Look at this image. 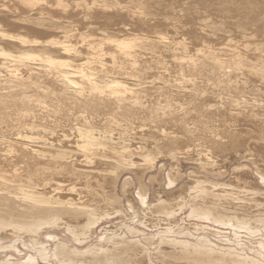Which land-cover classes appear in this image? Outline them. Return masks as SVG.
I'll list each match as a JSON object with an SVG mask.
<instances>
[{"label":"bare ground","instance_id":"bare-ground-1","mask_svg":"<svg viewBox=\"0 0 264 264\" xmlns=\"http://www.w3.org/2000/svg\"><path fill=\"white\" fill-rule=\"evenodd\" d=\"M14 1L0 2V242L7 238L23 236L29 237V242H35L45 230H56L76 242H86L94 235V229L101 220L106 221L107 218L120 214L117 208L122 205L119 200L121 198L117 196V188L124 172L134 175L139 186V202L144 205L148 196L144 192L148 188L145 184L146 173L155 166L157 158L166 157L170 166L185 168L184 162H187L190 149L199 136L195 131L210 123L213 118L218 117L221 121L218 125L221 127L220 132L214 133L210 142L217 144L220 148H217L218 152L224 150L225 143L232 144L236 142V138H240L239 133L236 135L235 127H254L264 131V16L261 11L256 15L252 12L243 13L246 8L236 4V0H209L221 6L220 13L236 15L229 18L239 21L237 23H228L227 17L224 18L227 19V26L233 28L232 36L240 40L227 39L230 37L225 32L219 37L220 41L216 45H211L212 33L222 32L223 27L211 23L208 16L196 14L193 17L199 20L200 28L194 33L192 45L188 46L190 41L186 43L185 37L182 39L185 36L182 23L178 22L177 18L178 23H173L172 20H175L174 16L177 15L172 13L166 16L163 14L164 33L150 34V22L155 21L156 14L150 10L157 5L162 6L166 0ZM257 2L264 3V0ZM184 24L186 25L185 21ZM184 27L187 28L188 25ZM194 111L201 113L196 114ZM62 112L72 120H68V125L64 126L59 121ZM11 114L17 115L16 125L13 122L12 128L11 124L7 125ZM113 131L119 132L114 134ZM259 133L263 135L264 132ZM188 134L197 136L196 139L193 136L195 140L193 142L192 139L193 145L191 143L190 147L187 145L193 137L190 138L191 135ZM201 144H205L204 141ZM206 152H195L200 162L198 169L201 167L211 175H219L220 168ZM137 158L147 160L146 164L151 166L147 168L145 162L138 164L134 160ZM191 160L194 159L189 161ZM189 161L187 163H190ZM183 164L185 166H182ZM179 170L175 171L176 174L169 180L170 184L173 185V182L182 176L183 171ZM160 176H151L148 181L152 184L159 180ZM196 180L192 182L196 184L197 191L204 187L203 184H210L206 180L207 184ZM216 185L213 183L211 188ZM218 185L216 187L220 189L221 185ZM131 189L132 180L126 181L123 188L125 195H130ZM153 190L154 202H157L154 205L156 211H171L176 204L170 207L171 202L166 200V193L162 200L160 196L163 195L159 193L157 198V189ZM208 192L211 191L206 193ZM233 192L229 194L232 195ZM227 193L224 196L231 201V196ZM219 195L214 196L218 199ZM226 197H223L224 200L221 198L224 201H221L222 205L218 204V200L216 203L207 200L209 204L205 203L194 209H198L196 216L203 221L214 219L213 223L217 226V222L223 224V212L213 209L220 207L224 210ZM180 199L181 202L183 200L182 204L187 200L183 196ZM221 199L219 197V200ZM177 203L179 205L180 201ZM139 205L137 204V207ZM178 205L176 207H179ZM150 206L152 205L149 204ZM166 207L169 208L165 209ZM153 208L149 209L153 211L150 215L157 213ZM231 208L232 211L237 209L233 206ZM191 211L189 215L193 212ZM168 212H165V215H168ZM234 212L231 214L235 216ZM226 216L230 215L224 217ZM240 218L238 222L242 221ZM245 221L240 222L241 226ZM141 225L143 226V223ZM227 226L229 227V224ZM125 228L129 235L140 233L137 228L127 224ZM186 228L191 230L187 226ZM165 235L162 237L164 239L158 240L160 242L157 243L162 247L158 253H163V256L171 255V258H174V251L178 250L182 251L183 255L188 254L191 262L194 261L195 264H259L258 260H251L246 256L249 258L247 260L248 258L243 257L244 251L239 253L238 250L228 247H220L221 250L208 237H202V243L197 244L165 238ZM235 236L237 237L236 233ZM148 237H144L145 241H148ZM118 238L111 241L120 243V249H117L118 246L104 247L102 242L94 246L95 250L85 252L70 247L67 242L57 240L58 238H49L56 245L53 256L51 257L46 249L38 250V254L41 261L48 262L55 257L57 261L65 264L147 263V254L150 252L145 246L135 242L136 239L130 242L135 244L129 245L126 237L117 240ZM151 239L154 240V237L149 238L150 242ZM259 239L258 244L264 249L263 238L262 242ZM164 244L173 246L175 250L163 247ZM168 257L171 260L170 256ZM179 257L177 261L183 262ZM36 258L27 257L23 263L3 260L0 264H39ZM184 258L186 262V256Z\"/></svg>","mask_w":264,"mask_h":264},{"label":"rangeland","instance_id":"rangeland-1","mask_svg":"<svg viewBox=\"0 0 264 264\" xmlns=\"http://www.w3.org/2000/svg\"><path fill=\"white\" fill-rule=\"evenodd\" d=\"M15 2L14 0H0V2ZM48 2H56L57 0H47ZM58 1H62V2H71L72 0H58ZM167 1H168V3H167ZM173 0H166L165 1V3L163 2V4H162V6L161 5H159V6H161V8L157 5L156 6V8H153V9H151L150 11L152 12V13H156L155 15H154V18H155V21L153 20V22H150V25H152V28L150 29V34H153V33H158V32H162V33H164L165 32V28H163L164 27V25H162V23H163V21H164V16H163V14L166 16L168 13L169 14H175V15H177V16H174V19L175 20H172V22L173 23H178L179 21L182 23L181 24V26L183 27H181L182 29H184V33H185V36H183L182 37V39L184 38L185 39V42L187 43L188 41H190V43L188 42V46L190 45H192L191 43H192V41H193V36H195V34L194 33H196V31L200 28L199 27V20L198 19H195L194 17L196 16V14H202V15H205V16H208V18L210 19L211 18V20H210V22L212 23V22H214V23H217L219 26H221V27H223V28H221V30H222V32L220 31L219 33H212V38H213V41L212 42H210V44L211 45H216V43H218V41H220V39H219V37H221V35L222 34H224L225 32V34L227 35V36H229L230 38H227V39H232V38H235V41L236 40H240V38H236V37H234V36H232L233 35V33L231 32L232 30H233V28L232 27H229V26H227V24L225 23L226 22V20L228 19V23H237V22H239V21H234V18H229V17H236V15L235 14H233V15H225L223 12L222 13H220L221 12V6H219L218 5V3L217 2H209V0H174L173 1V3H171ZM237 1V2H236ZM235 2H236V4H238V5H241V7L243 8H246V9H244V11H242L243 13H249V12H252L254 15H256L257 13H259L260 11L262 12V16H264V3H262V2H257V1H251V0H236ZM178 2V3H177ZM234 2V1H233ZM257 3V4H256ZM244 5V6H243ZM260 5V6H259ZM171 6H172V8H171ZM250 6V7H249ZM177 7V8H176ZM217 7V8H216ZM160 8V9H159ZM181 8V9H180ZM165 9H167V11H165ZM204 9V10H203ZM228 9V8H227ZM153 10V11H152ZM173 10H175V11H173ZM180 10V11H179ZM202 10V11H201ZM225 10V8H223L222 9V11H224ZM163 12V13H162ZM166 12V13H165ZM177 12V13H176ZM203 12H204V14H203ZM214 12H215V14L217 15V17H216V15L214 14ZM192 13V14H191ZM218 13H220V14H218ZM239 13V12H238ZM208 14V15H207ZM162 15V16H161ZM173 15H171V18H173L172 16ZM195 15V16H194ZM159 16V17H158ZM184 16V17H183ZM194 16V17H193ZM218 16H219V18H218ZM153 17V16H152ZM191 17H193L194 18V20H193V18H191ZM227 17V19H225V18ZM178 20H177V19ZM182 18V19H181ZM184 18V19H183ZM189 18H191V19H189ZM181 19V20H180ZM187 19H189V20H187ZM220 19V20H219ZM178 22H177V21ZM170 21V20H169ZM176 21V22H175ZM184 21H185V23H186V25L184 24ZM222 21L224 22V24H222ZM221 23V24H220ZM187 26L188 25V27L186 28V27H184V26ZM191 25V26H190ZM192 27V29H189L190 27ZM225 26H227V28H225ZM186 28V29H185ZM159 29V30H158ZM187 30H189V31H187ZM191 30V31H190ZM194 30H195V32H194ZM193 31V32H192ZM234 32V31H233ZM27 34V33H26ZM27 35H29V36H32L30 33H28ZM214 36V37H213ZM54 37V36H53ZM56 37V36H55ZM42 39H44V38H42ZM224 42V41H223ZM264 42V41H263ZM262 42V43H263ZM264 44V43H263ZM176 52V51H175ZM227 97V96H226ZM225 98V97H224ZM226 99V98H225ZM8 112H9V110H8ZM14 112H16V111H14ZM194 113H196V114H200L201 113V111H194ZM15 115V116H14ZM13 116H12V114H11V116L7 119L8 121H7V125L8 126H10L9 124H11L12 126H10L11 128L12 127H14V125H16V118H17V115L16 114H14ZM64 117V119H61L60 120V118H63ZM66 116V117H65ZM63 115V112L60 114V116H59V121L61 122V124H63L64 126L65 125H68L69 124V122H68V120L70 119V116L68 117L67 115ZM15 117V118H14ZM13 118V119H12ZM65 118H66V120H67V122H66V120H65ZM214 119V120H213ZM212 120H211V122L210 123H207L205 126H201V127H199V128H197V130L198 131H195V132H197L198 134H199V136H198V134L196 133V135L198 136V139H196L197 138V136H195V135H192V134H188V135H191L190 136V138L191 137H195V139H196V143L194 142V137L193 138H191V142L187 145V146H189L190 147V144L191 145H193V142H194V145L191 147V153H190V158L188 157V160H187V162L190 160V159H194V160H191V162L190 163H187V162H184V163H186L185 165H186V167L185 168H180V167H176V166H170V161H168L167 159H166V157L165 158H162V157H159V158H157V162L156 163H154V167L152 168V169H150V170H148L147 171V173H146V180H145V184H146V186L148 187H146L147 188V190L146 191H144V192H146V194L145 195H148V196H146V200H147V203L146 204H141L139 201H140V197H139V190H138V187L139 186H137V181L135 180V178H134V175L133 174H131V173H128V172H124L123 174H122V177L120 178V181H119V183H118V188H117V193H118V198H121V199H119L120 200V204L122 205H120L121 207H119V208H117V211H120V214L118 215V214H115L114 216H112V217H110V218H107L106 219V221H104L105 219H103V220H101V223H99L96 227H95V229H94V235L93 236H91V238L90 239H87L86 240V242L85 241H82V242H76L74 239H72L71 237H69V236H67V235H65V234H63L62 232H57L56 230L54 231V230H45V231H42L41 232V234H40V237H37L36 238V241L34 242V241H28V238L29 237H27V236H23V237H12V238H7L6 240H3V241H1L0 242V261H5V260H10V261H16V262H25L26 261V259H27V257H34V258H36L37 259V261H38V263L39 264H65V263H62L61 261H57L56 259H55V257L54 258H52V259H50V261H41L40 260V258H39V254H38V252L39 251H42L43 249H46L47 250V252L49 253V255L51 254V257L53 256L52 254H53V251L55 250V248L54 247H56V245H54V242L52 241V240H50L49 238H54V240H56L57 238V240H61V241H64V242H67V244H69V246L70 247H72V248H74V249H77L78 251H80V252H85V251H87V250H95L96 248H94V246H96L97 244H99V243H101L102 244V242H104L103 243V246L104 247H110V248H115V247H117V249H120V248H122V247H120V243H115V241H111L113 238H116V237H119V238H122V237H126V239L128 240V242H129V245H131V244H135V242H137L139 245H143V247L145 246L148 250H149V252L150 253H148L147 255L149 256V258H147V263L146 264H176L175 262H177L178 264H189L190 262H191V259H190V257H189V255L188 254H185V255H183V252L182 251H174V253H176V255L174 256H172V257H174V258H176V259H174V258H171V255H168V256H170V258H171V260L169 259V257L168 256H163V253L160 255L159 253H158V251H160L159 249L161 248L162 249V247H159L158 245H157V243L159 244V242L160 241H158V240H162V239H164V238H162L163 237V235H165V234H167L168 233V235H165L164 237L165 238H169V239H176L177 241H185L186 240V242L188 241V242H190V243H195V242H197V244L198 243H202L200 240H202V237H208V239L211 241V242H213L215 245H218V247L220 248V247H222V248H227L228 247V249H232V250H238L239 251V253L240 252H242V251H244L243 253L245 254V256H243V257H246V256H248L249 258H251V260H252V258H253V260L255 259V260H258V262H259V264H264V249L258 244L260 241H258V239L259 240H261V242H262V238H263V241H264V235H262V234H264V131L262 132V130L263 129H257V128H254V127H239L238 126V128L237 127H235V132L237 133L236 135H238V133H239V139L238 138H236L237 140H236V142L235 143H232V144H228L227 145V143H225L224 145H225V148H224V150L222 149L221 150V152L219 153L218 152V150L220 149L218 146H217V144H215L214 142H213V144L212 143H210V142H212V138H213V134L214 133H219L220 132V130H221V127L220 126H218V125H220L219 123L221 122V121H219V118L218 117H216V118H213ZM69 121H71L72 122V120H69ZM215 121V122H214ZM219 121V122H218ZM12 122V123H11ZM13 122H14V125H13ZM65 123V124H64ZM74 123V122H73ZM209 124V125H208ZM4 125H6V123L4 124ZM4 125H2L3 127H4ZM210 125L213 127H210ZM214 125V126H213ZM210 127V128H209ZM217 127L219 128V129H217ZM205 128V129H204ZM249 128H250V130H249ZM246 129V130H245ZM237 130V131H236ZM240 130V131H239ZM261 130V131H260ZM120 131V130H119ZM119 131H117V132H119ZM203 131H204V133H203ZM215 131V132H214ZM250 132V133H248V132ZM115 132V133H114ZM116 131H113V133L114 134H116L117 133ZM122 132V131H121ZM195 132H194V134H195ZM205 132H207L206 134H205ZM212 132V133H211ZM255 132V133H254ZM259 132H261V133H263V135L262 134H260ZM201 133V134H200ZM245 133V134H244ZM248 133V134H247ZM258 133V134H257ZM203 134V135H202ZM212 134V135H211ZM257 134V135H256ZM248 135V136H247ZM201 136V137H200ZM209 136H210V138H209ZM252 136V138H250ZM248 137V138H247ZM256 137H257V139H256ZM262 137V138H261ZM188 138V137H187ZM203 138V139H202ZM207 138H208V141H207ZM250 138V139H249ZM192 139H193V142H192ZM206 139V140H205ZM256 139V140H255ZM262 139V140H261ZM202 140V141H201ZM198 141V142H197ZM203 141H204V143L205 144H201V143H203ZM225 142H226V140H224ZM248 141H249V143H248ZM244 142V143H243ZM206 143H208L207 144V146H206ZM211 145H210V144ZM240 143V144H239ZM247 143H248V145H247ZM254 143V144H253ZM195 144H197V145H195ZM200 144V145H199ZM257 144V145H256ZM260 144V145H259ZM235 146V147H234ZM258 146V147H257ZM208 147V148H207ZM246 147H247V149H246ZM193 148V149H192ZM195 148V149H194ZM198 148V149H197ZM217 148H219V149H217ZM239 150H238V149ZM232 149V150H231ZM237 151H236V150ZM252 149V150H251ZM196 150H206L207 152H206V154L208 155V157L210 156V158L211 159H213V161H215L217 164L216 165H218V168H220L219 170H220V174L218 175V174H214V175H211V173H209V172H207V170H203L201 167L198 169V164L200 163L199 161H198V156H197V153H195L196 152ZM212 150H216L217 152H214V151H212ZM246 150L248 151V152H246ZM212 151V152H211ZM246 153H245V152ZM259 153H258V152ZM194 152V153H193ZM211 152V153H210ZM226 152V153H225ZM252 152H253V154H252ZM256 152V153H255ZM263 152V153H262ZM216 153V154H215ZM192 154V155H191ZM194 154V155H193ZM215 155V158H214V155ZM237 154V155H236ZM246 154H248V155H246ZM252 154V155H251ZM212 155H213V157H212ZM255 155V156H254ZM257 155V156H256ZM260 155H261V157H260ZM197 156V157H196ZM237 156V157H236ZM244 157V158H243ZM256 157V158H255ZM260 159H259V158ZM236 159V160H235ZM254 159V160H253ZM255 159H256V161H255ZM136 162H138V164H143L144 162V164H146V161H143V159H134ZM141 160V161H140ZM235 160V161H234ZM259 160V161H258ZM140 161V162H139ZM150 161V160H149ZM196 161H197V164H196ZM202 161V160H201ZM142 162V163H141ZM148 162V161H147ZM151 162V161H150ZM226 162H227V164H226ZM262 162V163H261ZM195 165H193V164ZM230 164V165H229ZM262 164V165H261ZM149 164H146V166H147V168H149L151 165H149ZM184 164L182 165V166H185ZM191 165V166H190ZM226 166V167H225ZM170 168H172L171 170H170ZM175 168H177L178 170H179V168H180V170L179 171H183L181 174H182V176L180 177L181 179H179V177L177 178V180H173L174 182H173V185L172 184H170L169 183V180L170 179H172V176L174 175V174H176L175 173V171L177 172L178 170L176 169V170H174ZM161 169H164V170H161ZM226 170V171H225ZM257 170V171H256ZM161 171H162V173H161ZM168 171H170V173L168 172ZM174 171V172H173ZM261 171V172H260ZM263 171V172H262ZM227 172V173H226ZM234 172V173H233ZM247 172H248V174H247ZM259 172V173H258ZM251 173V174H250ZM178 174H180V172H178ZM262 174V175H261ZM160 175H162V176H160ZM235 175V176H234ZM159 177L160 176V178H158L159 180H156L155 182H157L156 184H155V182H153L152 184L148 181L149 180V178L150 177ZM222 176V177H221ZM231 176V177H230ZM233 176H234V178H233ZM261 176H263V178L261 177ZM195 177V178H194ZM236 177V178H235ZM183 178V179H182ZM229 178V179H228ZM239 178H241V180H242V178H243V180L241 181ZM247 178V179H246ZM195 179H197L196 181H199V182H201L202 181V183H205V184H207V182L206 181H209L208 182V184L210 183L211 185H213V183H214V185L215 184H217L218 185V183H219V185L218 186H220V189H219V187H216V186H212V188H211V185L209 184V186L208 185H204L203 184V188H201V190L200 191H197V189L198 188H196L197 186H196V184L195 183H193L192 181H194ZM200 179V180H199ZM233 179V180H232ZM237 179H239V181H236L235 182V180H237ZM249 179V180H248ZM132 180V189H131V191H130V195H128V194H126L125 195V193H124V191H123V188H124V184H125V182L126 181H131ZM206 180V181H205ZM245 180H247V181H245ZM160 181H161V183H163V184H161L160 183ZM231 181H233V182H231ZM262 181H263V183H262ZM159 182V183H158ZM231 182V183H230ZM239 182V183H238ZM240 182H242V183H240ZM247 184L248 183V185L247 186H244L245 185V183ZM257 182V183H256ZM233 183V184H232ZM243 183H244V185H243ZM170 185V187H168L169 185ZM232 184V185H231ZM239 184V185H238ZM172 185V186H171ZM241 185V186H240ZM206 186H208V187H206ZM244 186V187H243ZM135 187V188H134ZM216 187V188H215ZM223 187H224V189H223ZM231 187H233V188H231ZM134 188V189H133ZM155 188V190L157 191V193H156V196L158 195H160V194H162L163 196H160L161 198H162V200H164V194H165V198H166V200L170 203L171 202V204H170V207L171 206H173L174 204H176V205H178V201H180V204H182V202H183V200H182V202H181V199H180V197H186V199L187 200H185V205H184V203L182 204V206L179 204L178 206L179 207H176V205H174L173 206V208H172V210L170 211V210H164L165 212H168V215H170V216H168L167 214V216L168 217H170V218H168L166 215H165V212L163 211V210H158V211H156L157 210V208L155 209V204L157 203V202H154V195H153V193H154V189ZM160 188H161V190H160ZM183 188L186 190V192H185V190H183ZM191 188H194V190H190ZM196 188V189H195ZM208 188V189H207ZM215 188V189H214ZM260 188V189H259ZM203 189V190H202ZM204 189H206V191H204ZM210 189V190H209ZM212 189V190H211ZM214 189V190H213ZM197 192H196V191ZM220 190V191H219ZM258 190V191H257ZM261 190V191H260ZM138 191V192H137ZM160 191V192H159ZM163 193H162V192ZM180 191H181V193H180ZM185 192V194L183 193V192ZM201 191H203V192H201ZM207 191H211V192H208V193H206ZM219 191V192H218ZM229 191V192H228ZM234 191V192H233ZM200 194H199V193ZM228 192V193H227ZM231 192H233L232 193V195H230L231 194ZM160 193V194H159ZM170 193H172V195L170 194ZM197 193V194H196ZM221 194L222 196H220L219 195V197H220V199L221 198H223V197H226V196H224L225 195V193H227V194H229L231 197V201H228L229 199H228V197H226L227 198V203L229 202H232L230 205H232L233 207H234V209H236V211L234 212V211H232V206H230V208H229V206H227L228 204L227 203H224V205L226 204V206H224L225 207V209L224 210H222V208H220V207H218V208H212L213 210H216V211H220V212H223L221 215H230L229 217L228 216H226V217H224V216H221L222 218H221V220L223 219V224H221V222H217V224H218V226L215 224V223H213L215 220L214 219H212V220H207V219H205L204 221H203V219H199L197 216H196V213H197V211H198V209H196V210H194L195 208H199L200 207V205H204L205 203L206 204H209V202L210 201H212V202H215L216 203V201L218 202V204H221L222 205V202L221 201H223L224 200V198H223V200L221 199V200H219V197H218V199L217 198H215V196H216V194ZM124 194V195H123ZM138 194V195H137ZM182 196H181V195ZM215 196H214V195ZM246 195V197H247V199H246V197H245V195ZM179 195V196H178ZM213 195V196H212ZM235 195V196H234ZM250 195V196H249ZM127 196V197H126ZM129 196V197H128ZM158 196H157V198H158ZM195 196H197V197H195ZM234 196V197H233ZM263 196V197H262ZM133 197V198H132ZM139 197V198H138ZM168 197V198H167ZM179 197V198H178ZM192 198V199H190V198ZM211 197H212V200H211ZM233 197V198H232ZM127 198H128V200H127ZM132 198V202H130L129 200ZM193 198H195V199H193ZM198 198V199H197ZM215 198V199H214ZM238 200H240V201H238ZM263 198V199H262ZM202 199H204V201L202 200ZM214 199V200H213ZM235 199V200H234ZM250 199V200H249ZM133 200H135V201H133ZM153 202H152V201ZM194 200V201H193ZM198 200V201H197ZM207 200L209 201V202H207ZM237 200V201H236ZM244 200V201H243ZM150 201V202H149ZM156 201V200H155ZM235 201H236V203H235ZM250 201V202H249ZM255 201V202H254ZM256 201H258V203L256 202ZM126 202H128V204L126 203ZM130 202V203H129ZM136 203L135 205L133 204V203ZM219 202H221V203H219ZM224 202V201H223ZM238 202V203H237ZM211 203V202H210ZM261 203V204H260ZM130 204H131V206H130ZM137 204L139 205V204H141V205H143V206H141V205H139V207H137ZM149 204L150 205H152V206H150L151 208H153V210L154 211H156L157 213H155L154 215H152L153 214V211H152V209H151V211L149 210L150 209V207H149ZM190 204V205H189ZM193 206H192V205ZM196 204H198V206H196ZM218 204H216V205H218ZM237 204H239V206L237 205ZM250 204V205H249ZM220 205V206H221ZM243 205H245L244 207H243ZM259 205V206H258ZM190 206V207H189ZM250 206V207H249ZM130 207V208H129ZM133 207V208H132ZM149 207V209H147ZM176 207V208H175ZM185 207V208H184ZM227 207V208H226ZM242 207V208H241ZM122 208V209H121ZM143 208V209H142ZM169 207H166L165 209H168ZM182 208V209H181ZM188 208V209H187ZM229 208V209H228ZM240 208V209H239ZM244 208H245V211H244ZM256 208V209H255ZM134 209V210H133ZM146 209L148 210V211H146ZM173 209H175V210H173ZM183 209H184V211H183ZM226 209H228V210H230L231 209V211L229 212L228 210H226ZM251 209V210H250ZM125 210V211H124ZM193 212H192V211ZM222 210V211H221ZM243 210V211H242ZM249 210V211H248ZM256 210V211H255ZM163 211V212H162ZM174 211V212H173ZM189 211H191L192 213L190 214L191 216H192V218L190 219L189 218ZM195 211V212H194ZM229 213H228V212ZM261 211V212H260ZM263 211V212H262ZM146 212V213H145ZM150 212L152 213L151 215H150ZM162 212V214H160ZM181 212V213H180ZM228 213V214H225V213ZM234 212V214H235V216L233 215V214H231V213H233ZM142 213V214H141ZM159 213V214H158ZM176 213H178V214H176ZM240 213V214H239ZM148 214V215H147ZM158 214V215H157ZM242 214V215H241ZM126 215H127V217H126ZM177 215V216H176ZM189 215V216H188ZM237 215V216H236ZM238 215H239V217H241L240 219H242V221H245V222H243L242 223V226H244L245 225V227H242L241 226V223L240 222H242L241 220H240V222H238L237 220L239 219V217H238ZM254 215H256V216H254ZM129 216V217H128ZM131 216V217H130ZM173 216V217H172ZM175 216V217H174ZM233 216H234V218H233ZM243 216H245V218H243ZM167 217V218H166ZM188 217V218H187ZM236 217H238L237 218V220L235 219ZM260 217H261V219H260ZM216 218V217H215ZM225 218V219H224ZM170 219V220H169ZM197 219V220H196ZM199 219V220H198ZM234 219V220H233ZM243 219H245V220H243ZM144 220H146V221H144ZM164 220V221H163ZM208 222H207V221ZM231 220H233V223H232V221ZM236 220V221H235ZM262 220H263V224H262ZM134 221H135V223H134ZM171 221V222H170ZM202 221V222H201ZM216 221H217V218H216ZM230 221V222H229ZM137 222V223H136ZM144 222L146 223V224H144ZM149 224H148V223ZM169 222V223H168ZM234 222H235V224H234ZM251 222H252V225H251ZM118 223H120V224H118ZM143 223V226L141 225ZM158 223V224H157ZM225 223H227L226 224V227H225ZM237 223H240V225L239 224H237ZM254 223H255V225H254ZM257 223V224H256ZM261 223V224H260ZM120 225V226H118V225ZM122 224V225H121ZM125 224V225H124ZM126 224L127 225H129V226H131V227H133V228H137V230L138 231H140V233L138 234V235H135V236H133V235H129V233H127V231H126ZM141 226H140V225ZM147 224H148V226H147ZM155 224H157V225H155ZM185 224V225H184ZM229 224V227L227 226ZM244 224V225H243ZM124 225V228L122 227ZM147 227H146V226ZM149 225H150V228H149ZM169 225V226H168ZM171 225H173L172 227H171ZM184 225V226H183ZM262 227H261V226ZM152 226H154V227H152ZM178 226V227H177ZM181 226H183L182 228L183 229H181ZM186 226L188 227V229L190 228L191 230H187V228H186ZM225 227V228H223V227ZM118 227V228H117ZM161 227V228H160ZM196 227V228H195ZM204 227V228H203ZM231 227V228H230ZM233 227H235L234 229H233ZM249 227V228H248ZM105 228H109V229H105ZM154 228V229H153ZM157 228V229H156ZM185 228H186V230H185ZM240 228H242L241 230L238 229ZM111 229H112V232H111ZM196 229V230H195ZM198 229V230H197ZM211 229V230H210ZM233 229V230H232ZM246 230V232H244L245 230ZM125 230V231H124ZM177 230V231H176ZM182 230V231H181ZM204 230H208L207 232L206 231H204ZM216 230L219 232V235L217 236V234H218V232H216ZM247 230H248V232H247ZM250 230V231H249ZM114 231V232H113ZM141 231L143 232V233H141ZM169 231V232H168ZM174 231H176L177 232V234H175L176 232H174ZM186 231H188V232H186ZM211 231V232H210ZM239 231V232H238ZM253 233H252V232ZM144 232H145V234H144ZM153 232V233H152ZM166 232V233H165ZM185 232H186V234H185ZM213 232H214V234H213ZM220 232L222 233L221 235H220ZM249 232H250V234H249ZM216 233V234H215ZM225 233V234H224ZM229 233V234H228ZM235 233L237 234V237L235 236ZM239 233V234H238ZM246 233V234H245ZM254 235V234H256V235H252V234ZM123 234V235H122ZM170 234V235H169ZM233 234H234V236H235V238H234V236H233ZM248 234V235H247ZM260 234V235H259ZM182 236V237H180V236ZM185 235V236H184ZM186 235H187V237H186ZM188 235H189V237H188ZM225 235V236H224ZM240 235H241V237H240ZM116 236V237H115ZM149 236V237H148ZM157 236V238L155 239V237ZM246 237L245 239L243 238V237ZM249 236V237H248ZM260 236V237H259ZM145 237H148L147 238V240L149 241V238L151 237V238H153L154 237V240H152L151 242H152V244H150L151 242L149 241V244H150V246H149V244H148V241H145V238H144V240H143V238ZM159 237H160V239H159ZM192 237V238H191ZM198 237V238H197ZM200 237V238H199ZM259 237V238H258ZM18 238V239H17ZM119 238L117 239V240H119ZM203 238V239H204ZM241 238V239H240ZM41 239V240H40ZM103 241H102V240ZM136 239V241L134 242V243H130L131 242V240H135ZM138 239V240H137ZM221 239V240H220ZM224 240V242H221V241H223ZM247 239H249V240H247ZM256 239H257V241H256ZM237 240H239V241H237ZM110 241V242H109ZM132 241V242H133ZM225 241H226V243H225ZM34 242V243H33ZM43 242V243H42ZM141 244H140V243ZM238 242V243H237ZM32 243V244H31ZM79 243H82V244H79ZM42 244V245H41ZM44 244V245H43ZM46 244V245H45ZM237 244V245H236ZM244 244V245H243ZM252 244H254V245H252ZM37 245H38V247H37ZM239 245V247H237ZM241 245V246H240ZM258 245H259V247H258ZM3 246V247H2ZM5 246V247H4ZM8 246V247H7ZM34 246V247H33ZM40 246V247H39ZM42 246V247H41ZM98 246V245H97ZM167 247V249H169L168 247H170V248H173V246H169V245H166V244H164L163 245V247ZM243 246V247H242ZM43 247H45V248H43ZM165 247V248H166ZM247 247V248H246ZM4 250H3V249ZM222 248H220L221 250H222ZM235 248V249H234ZM237 248H239V249H237ZM164 249V248H163ZM174 250H175V248H173ZM214 249H217V248H214ZM220 249H217V250H220ZM248 249H250V251L248 250ZM12 250H14V251H12ZM16 250V251H15ZM39 250V251H38ZM18 251H19V253H18ZM168 251V250H167ZM237 251V252H238ZM37 252V253H36ZM169 252V251H168ZM171 252V251H170ZM181 252H182V254H181ZM235 252V251H234ZM257 252H258V254H257ZM254 253H256L255 255H254ZM181 254V255H180ZM259 254L261 255V256H263V257H261V256H259ZM28 255V256H27ZM47 255V254H46ZM158 255V256H157ZM160 255V256H159ZM183 255V256H182ZM217 255H218V251H217ZM152 256H154V257H152ZM163 256V257H162ZM179 256H182L181 258L179 257ZM186 256V258H187V260H186V262H184V257ZM188 256V257H187ZM12 257V258H11ZM156 257H159L158 259L156 258ZM177 257H179L180 259H182L183 260V262L181 261H177ZM227 257V256H226ZM248 257H246V258H248ZM260 257V258H259ZM184 258V259H183ZM229 258V257H228ZM228 258H226V259H228ZM249 258L247 259V260H249ZM259 258V259H258ZM157 259V260H156ZM169 259V260H168ZM179 259V260H180ZM230 260H231V258H229ZM238 259H240V258H238ZM160 260H162L163 262L162 263H160L161 261ZM175 260V261H174ZM193 260V259H192ZM241 260H243V259H241ZM263 260V262H261ZM158 261V262H157ZM167 261H168V263H167ZM187 261H189V262H187ZM235 261H237V258H235ZM240 261V260H239ZM244 261H246V260H243V262ZM61 262V263H60ZM149 262V263H148ZM165 262V263H164ZM193 262L194 261H192L190 264H193ZM247 262V261H246ZM257 262V263H258ZM144 264V263H143ZM194 264H195V262H194Z\"/></svg>","mask_w":264,"mask_h":264}]
</instances>
